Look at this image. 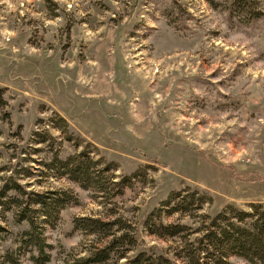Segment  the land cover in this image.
<instances>
[{"label": "rangeland", "instance_id": "rangeland-1", "mask_svg": "<svg viewBox=\"0 0 264 264\" xmlns=\"http://www.w3.org/2000/svg\"><path fill=\"white\" fill-rule=\"evenodd\" d=\"M254 175L264 0H0V264L41 255L28 207L46 264H83L115 236L130 245L98 264L140 253L190 264L207 217L264 203ZM37 195L45 209L29 205ZM162 225L181 234L160 236ZM216 255L204 264H251Z\"/></svg>", "mask_w": 264, "mask_h": 264}, {"label": "trees", "instance_id": "trees-1", "mask_svg": "<svg viewBox=\"0 0 264 264\" xmlns=\"http://www.w3.org/2000/svg\"><path fill=\"white\" fill-rule=\"evenodd\" d=\"M73 168V170H70L73 174V179L78 181L76 175L80 176L79 174H82L84 176L83 178H86V185L90 186L91 180H93L92 175L85 169L83 171L82 167ZM237 177L249 179L251 175L249 177L238 175ZM254 177L255 181L260 180L264 182L263 175H254ZM80 182L82 181L80 180ZM18 186L16 188H19ZM37 197L39 199H36L32 203L30 202L29 205L33 206L39 204L44 206L43 208L45 209L47 207L46 201H44L43 197L40 195H37ZM174 198L178 200V198H180V193L174 194L173 199ZM194 198L195 195H190L189 197L180 199V201H178L179 207L177 206L176 209L193 203ZM199 200L203 201L202 197H200ZM73 202H75L74 198L71 200L64 199L58 202V204L61 208H64L66 205ZM34 212L35 210H31L29 207L24 210L20 215L21 222H28L30 231L27 232L26 235L30 236L31 246L41 254L38 258L34 259V261L36 264H46L50 261V255L46 252V249L51 247L46 244L42 230L39 229L35 220L32 218ZM43 216H47V213H44ZM206 219L208 222L206 221L204 224L205 228L203 234L201 238L198 239L200 246L204 247L203 249H199L197 257L192 259L190 264H204L206 259H212L217 256L216 254H219L221 257L239 256L251 264H264V203L252 204L250 206V211H245L231 205L217 216L207 217ZM117 224V222H99V226L94 227V230H97L98 227L99 229H110ZM171 229L173 230L170 231ZM181 231L182 229L179 226L164 227L162 225L161 228H157L156 233L160 236L168 235L173 237L181 234ZM120 241L122 244L130 245L126 239L124 240L122 237L115 236L109 245L91 256H88L83 264H98L105 262L111 257L113 247ZM143 254L144 253H140L132 259L128 258L124 264H176L174 261L165 257H159V259L154 261L152 258ZM124 258H126V255L122 256L120 259L122 260Z\"/></svg>", "mask_w": 264, "mask_h": 264}]
</instances>
